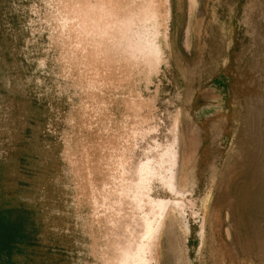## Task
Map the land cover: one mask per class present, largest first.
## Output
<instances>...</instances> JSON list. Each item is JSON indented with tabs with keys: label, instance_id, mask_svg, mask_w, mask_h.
<instances>
[{
	"label": "rangeland",
	"instance_id": "rangeland-1",
	"mask_svg": "<svg viewBox=\"0 0 264 264\" xmlns=\"http://www.w3.org/2000/svg\"><path fill=\"white\" fill-rule=\"evenodd\" d=\"M195 1L0 0V264H264V0Z\"/></svg>",
	"mask_w": 264,
	"mask_h": 264
},
{
	"label": "bare ground",
	"instance_id": "bare-ground-1",
	"mask_svg": "<svg viewBox=\"0 0 264 264\" xmlns=\"http://www.w3.org/2000/svg\"><path fill=\"white\" fill-rule=\"evenodd\" d=\"M194 1L195 0H190V2H191L190 4H194ZM192 8H193V6H192ZM174 159H175L174 151L172 150L171 146H169L165 150V152L163 153L162 158L160 160V165H158V168L150 166V164L147 166H144L145 167L144 169L142 168L144 171L143 177L145 178L146 181H149L148 179L150 177L156 176L160 180H162V183L165 186H167L170 189V187L172 186V183H173V174H172L171 170H172V166L174 165ZM140 179L142 182V178H140ZM242 180H245V179H242ZM251 183H253V182H247V183L244 182V184L242 186H239L237 190L235 189L237 192L231 194V197L235 201V204L241 206V209L238 211L239 213L237 214V218L240 220L241 227L242 226L244 227L243 233H245V235L248 236V239H247L248 253L251 251V245H252V243H254V241H256L260 238H261V240H264V230L260 232V230L258 228V222H257L258 221L257 218H258V214H259V208L261 207V204H262L260 202L262 200L261 199L262 197H260V195H259L260 191H259V193H257L256 187ZM235 190H233V192ZM152 203H153L154 207H156L158 209V210H156V209H153V210H156L159 212V214L157 213L159 216V219H158L157 215L155 214L157 218L154 217V220L158 219V221H155L156 223L153 222L154 220L148 221L147 230L145 232H142L141 241H143V244H142V246H140L138 248L137 252L135 253V256H133L134 259H133L132 264H149V262L147 261L148 258H146V256H147L146 253H147V249H148L147 245H149V242L151 241L152 236L154 238V235L155 234L157 235L158 231H160V225H161L160 223L162 220L161 218L164 217L165 214L170 211V209L174 210L178 215L183 214V212H182L183 207L181 206L182 204L179 205L177 202H167V201L162 200V201H158V202L152 201ZM152 208H153V206H152ZM148 218H149V216H148Z\"/></svg>",
	"mask_w": 264,
	"mask_h": 264
}]
</instances>
